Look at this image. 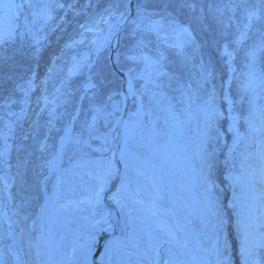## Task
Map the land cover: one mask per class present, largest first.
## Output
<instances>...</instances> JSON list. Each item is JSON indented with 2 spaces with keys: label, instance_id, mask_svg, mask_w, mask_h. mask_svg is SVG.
I'll return each instance as SVG.
<instances>
[{
  "label": "rangeland",
  "instance_id": "374dc122",
  "mask_svg": "<svg viewBox=\"0 0 264 264\" xmlns=\"http://www.w3.org/2000/svg\"><path fill=\"white\" fill-rule=\"evenodd\" d=\"M86 1L0 0V41L15 46L27 30L34 42L27 56L30 62L42 45L54 53L42 70V94L34 105L25 104L21 119L14 118L22 126L20 135L11 134L14 124L7 121L10 134L0 142V158L4 172L8 171L0 177V201L6 208L0 212V264H41L39 236L47 226L48 196L62 194L74 177L99 181L102 170L116 168L111 139L123 108L122 93L111 76L101 78L103 72L93 76L91 68L97 71L101 54L110 50L111 38L129 15L130 0L119 5L123 11H106L90 21L80 14V23L71 24L76 7ZM252 1L258 5L251 4L239 14L238 19L245 20L244 29L231 43L223 40L221 44L219 33L206 25L197 30L201 40L192 35L193 51L207 54L206 68L213 75L206 77L204 90H191L183 105L167 103L162 92V74L169 77L171 53H178L174 48L180 43L161 34L146 52L139 47L118 55L133 87L128 121L135 130L123 163L138 179L165 176L173 186L182 221L178 230L190 235L200 264H264V1L245 0L248 5ZM46 7H51V14L44 13ZM135 7V20L127 30L133 42L146 28L154 34L158 31L154 18L136 3ZM22 15L29 16L28 22L18 26ZM160 18L165 17L159 15L157 22ZM231 18L230 12L223 21L218 16L220 32L226 36L236 28ZM54 20L65 23L56 27L57 37L46 39ZM100 39L98 56L93 40ZM148 54L152 59L147 60ZM185 69L184 79L195 86L190 81H198L195 73L200 72ZM98 91L108 92L109 107H97ZM70 124L71 139L56 172L54 157ZM16 152H22V168L14 175L8 166ZM138 190H143L141 185ZM141 199L150 203L149 197ZM164 214L173 212L168 208Z\"/></svg>",
  "mask_w": 264,
  "mask_h": 264
},
{
  "label": "bare ground",
  "instance_id": "6f19581e",
  "mask_svg": "<svg viewBox=\"0 0 264 264\" xmlns=\"http://www.w3.org/2000/svg\"><path fill=\"white\" fill-rule=\"evenodd\" d=\"M102 42L95 41V52ZM198 65L190 70L207 71L206 64ZM127 88L132 95L130 82ZM71 131L69 125L60 138L52 165L55 171L61 169V156ZM118 133L115 129L111 139L116 168L102 170L99 181L74 177L65 188H58H64L62 194L48 196L47 226L39 236L41 264H161L156 260L163 257L167 264H200V254L190 235L178 230L182 221L173 186L163 174L152 181L130 175L123 162L134 128L126 119ZM60 181H64L63 176ZM140 185L142 191L138 190ZM138 191L143 194L138 195ZM141 197H149L150 203ZM168 208L173 214H164Z\"/></svg>",
  "mask_w": 264,
  "mask_h": 264
},
{
  "label": "trees",
  "instance_id": "16d2710c",
  "mask_svg": "<svg viewBox=\"0 0 264 264\" xmlns=\"http://www.w3.org/2000/svg\"><path fill=\"white\" fill-rule=\"evenodd\" d=\"M128 1L129 0H87L84 5H80L79 3V7H76L77 14L74 17H71V19L73 20L71 24L80 23V19L78 18L80 14L83 15V18L86 17V19L91 20L106 11H123L121 10V6L119 5L128 3ZM152 1L153 0H136L137 8L142 10L144 14H148L149 18H154L158 13H165L166 15L172 16L176 23L189 25L194 32L195 38L198 40H201V37L199 36L197 30L203 25H206L208 28L212 29V33L216 35L219 33L221 44L223 40L231 43L237 38L239 32L241 33V29H244L243 26L245 20L243 17L238 19L239 14H244L247 7L251 4L258 5V3H255V1H252V3L248 5L245 0ZM35 5H37V2H35ZM23 11L26 12V8H23ZM228 12L231 13V20L235 23L236 27L232 31L231 36H226L225 34L220 32V27L218 25V16L220 20L223 21L226 19V15ZM44 13L46 15L47 13L51 14V7L44 8ZM201 14L203 16H200ZM56 17L57 14L56 16H54V19ZM28 19L29 16L25 17L24 15H22L18 22V26H21L23 23H27ZM64 23L65 21L63 20L58 22L54 20V23L51 25V27L48 28L46 39L52 37L55 34L57 37L58 30L56 29V27L59 26L60 28L64 25ZM245 27L247 28V25ZM225 30L227 29L225 28ZM69 37L71 38L72 36ZM147 38L148 40H150L153 39V36L151 34H148ZM65 40H67V38H65ZM18 44L12 46V43L6 42L5 40L0 41V142L3 138H7L10 134L6 132L5 128V123L7 121L9 122V124H14V128L10 129L13 131L11 132V134L13 133V135L15 136L20 135L22 126L21 124H18L19 120L15 121L14 118L21 119L26 111L25 104L34 105L37 101V97L42 94V70L49 65V63L51 62V58L54 55L53 51H51L45 44L40 47V50L36 55H34V59L30 62L27 56L28 54L30 55L33 51L34 42L30 40L27 31L26 34L18 40ZM188 45L189 51L187 50V52H190L192 54V52H194L192 49V45L190 43ZM198 45H200V42H198ZM195 48L198 49L199 47ZM123 49H125L127 52L133 50V48L129 46V44L126 47H124L122 44L119 51H122ZM11 52L13 53L11 54ZM107 53H104L102 55L99 61L102 64L98 66L97 70L98 72H103V76L113 74L112 67L109 64ZM197 54L204 64H206V62H210L206 59L207 54L203 51H197V53L195 54L196 59L194 61L197 60ZM48 55L50 56L47 58ZM9 70L11 73L9 72ZM97 71L95 70L96 74ZM179 82H181V80H179ZM119 83L117 85H119ZM172 85L174 86L175 82H173ZM23 88L25 89L24 91L28 89L26 94L24 93ZM31 88H33L34 90L31 91ZM101 101L103 100L101 99ZM13 157L14 160L10 161V166H8V169L15 175L19 174L22 168V152H16V155H13ZM4 166L5 164H2V159L0 158V177L3 174L8 173V171L4 172ZM0 206H2L1 203Z\"/></svg>",
  "mask_w": 264,
  "mask_h": 264
},
{
  "label": "water",
  "instance_id": "95a60500",
  "mask_svg": "<svg viewBox=\"0 0 264 264\" xmlns=\"http://www.w3.org/2000/svg\"><path fill=\"white\" fill-rule=\"evenodd\" d=\"M134 2H135V0H132L131 1V13H130V15L125 19V21H124V23H123V25H122V27L120 28V30L118 31V33L116 34V36H115V38H120V36H121V34H122V32H123V30L125 29V27L127 26V24H128V22L133 18V16H134ZM114 64V63H113ZM117 71L120 73V74H122L123 76H124V87H123V90H124V92H125V94H126V105H125V110H124V114H123V117L127 114V110H128V106H129V101H130V95L127 93V91H126V88H125V85H126V83H127V77L125 76V74L121 71V70H118L117 69ZM118 126H119V123H118Z\"/></svg>",
  "mask_w": 264,
  "mask_h": 264
}]
</instances>
